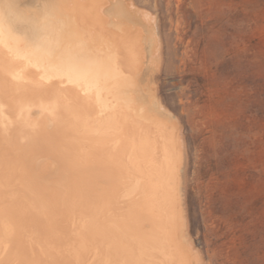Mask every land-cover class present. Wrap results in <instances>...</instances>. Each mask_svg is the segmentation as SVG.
Segmentation results:
<instances>
[{"label": "rangeland", "instance_id": "374dc122", "mask_svg": "<svg viewBox=\"0 0 264 264\" xmlns=\"http://www.w3.org/2000/svg\"><path fill=\"white\" fill-rule=\"evenodd\" d=\"M3 2L8 3L2 6L4 14L17 27L38 28L40 24L58 19L73 20L86 44L93 46L96 40L102 39L113 51L118 48V60L127 73L136 77V95L151 107L148 109L150 115L159 117L169 126L166 129L169 135L173 123L178 128L183 150L180 194L185 229H181L179 221L177 228L174 218L172 222L176 223L175 226L172 222L165 226L162 236L164 247L161 249L168 254L171 263L264 264V0ZM97 48H93L94 55H106L104 50ZM6 76L2 77L7 82H13ZM33 80L39 82L40 79L35 77ZM57 81L53 78L49 80L53 92L46 97L68 99L75 107L74 111L68 112L66 119L67 138L72 136L75 142L84 144V151L89 153L97 152L96 148L102 141L112 149L115 163L123 162L126 152L122 133L106 134L105 137L96 131L89 132L91 125L99 121V117L92 113L95 111L91 106L93 94L80 90L72 83L57 84ZM61 87H66L68 92H60ZM138 104L145 106L140 99ZM37 111L36 107H32V118H40ZM48 124L53 131L51 118H48ZM0 153L2 155V150ZM6 154L14 162L0 161V181L9 193L14 194L9 199L16 201L17 197L11 191L16 192L21 182H28V175L20 163H15L17 159L11 151L3 153ZM49 159L54 162L53 158ZM119 163H113L108 171L124 170ZM78 164L83 170L89 168L83 160H79ZM36 167L50 183H57L53 181L56 175L49 164H36ZM60 167V171L66 173L71 171L72 166L66 161ZM22 171L25 174L22 175ZM106 180L103 176L95 179V183L105 184ZM117 195L116 192L113 202L108 203L99 214L106 220L103 225L111 226L123 218L125 212L118 204ZM2 196L1 193L0 198ZM22 199L19 202L24 204L20 210L22 212L24 208L23 213L26 212V217L32 219L30 215H33L34 209L26 206V198ZM2 202L4 209H0V230L5 236H0L3 241L0 239V243L2 245L6 241L9 248L5 244L2 245L3 251L0 248V264L6 259L10 260L7 264H16V256L21 255L20 259L24 256L19 249L13 252L16 241L13 247L10 245L14 228L11 216L5 213L9 200L3 197ZM82 210L78 208L73 214L78 218L84 217L85 210ZM71 216L69 213L68 219H63L71 227L70 233L65 235L72 237L70 243L65 242L63 246L70 253L75 252L76 256L80 254L81 258V251L95 256L94 246H100V243L87 228L90 219L86 217L84 221L77 222L79 226L74 232L72 226L75 220ZM102 220L97 219L96 224L100 226ZM169 238L173 241L170 242ZM9 239L11 241L7 244ZM24 245L27 256L40 260L45 258H41L45 254L41 244L36 246L26 241ZM49 247L54 246L51 244ZM99 256L98 264L126 263L122 255L111 258L102 251Z\"/></svg>", "mask_w": 264, "mask_h": 264}, {"label": "bare ground", "instance_id": "6f19581e", "mask_svg": "<svg viewBox=\"0 0 264 264\" xmlns=\"http://www.w3.org/2000/svg\"><path fill=\"white\" fill-rule=\"evenodd\" d=\"M5 4L8 3L0 0V147L4 146L0 149L3 153L11 151L14 154L17 159L15 163H20L27 172L28 182H21L16 192L10 190L15 193L17 202L9 199L14 194L9 193L1 181L0 190L3 191H0V195L2 193V198L9 200L5 213L11 216L14 228L12 239L10 238L13 242L10 243L9 239L7 244L10 243L13 247L16 241L13 252H18L19 249L24 256L21 259V255L16 256L20 260L18 264H98L102 251L111 258L122 255L126 260L125 264H172L168 254L162 250L163 231L173 218L174 221H179L181 229H185L180 194L183 150L178 128L173 123L172 133L169 135L166 131L169 126L159 117L150 115L148 109L151 107L146 106L142 97L136 95V77L127 73L118 60V48L113 51L102 39L96 40L93 46L86 44L73 20L58 19L49 24H40L38 28L17 27L4 14L6 12L2 6ZM92 47L104 50L106 55H94ZM4 74L13 80V85L12 81L7 82L2 77ZM35 77L40 79L39 82H34ZM52 78L58 79L57 84L72 83L80 90L93 94L90 105L94 107L95 111L92 113L99 117V121L98 125H91L89 132L96 131L105 137L106 134H123L126 158L123 162L116 163L121 164L124 170L108 171L110 169L107 168L116 163L112 159V149L104 142H100L97 152L89 153L84 151V144L75 142L72 136L67 138L66 119L68 112L75 107L68 99L46 97L53 92L52 83L49 82ZM66 87H61L60 92H64ZM139 99L145 106L138 104ZM32 107L38 109L40 118L31 117ZM48 118L53 122V131ZM76 124L78 127V123ZM3 153H0V161L14 162ZM79 160L86 162L90 169L83 170L78 164ZM66 161L72 167L70 172L64 173L60 171V166ZM41 163L43 166L50 165L56 175L53 181L57 183H50V180L38 172L36 164ZM103 176L107 179L105 184L95 183V179ZM116 192L118 204L125 213L122 214L123 218L111 226L103 225L106 220L99 214L108 203L113 202ZM2 198L1 210L4 209ZM22 198L27 199V207L30 205L34 209L33 215H30L32 219L26 217V212L23 213L24 208L22 212L20 210L24 204L19 202ZM78 208L85 210L84 217L78 218L73 214ZM69 213L75 220L72 226L74 232L79 226L77 222L84 221L86 217L90 219L87 228L92 235L98 237L100 243V246H94L95 256L81 251V258L80 254L76 256L75 252L70 253L63 246L72 239L71 236L67 237L71 231L70 224L63 220L68 219ZM97 219H104L100 226L96 224ZM172 223L175 226L176 223ZM173 224L170 225L171 228ZM176 226L178 228V222ZM0 231V236H5L4 231ZM26 241L36 246L41 244L45 256L41 252L40 255L41 258L45 257L44 261L27 256L24 245ZM5 243L6 241L2 245ZM51 244L54 247L50 249ZM1 250L3 251V247ZM84 254L86 257L88 255L87 259ZM9 261L6 259V263L2 264L10 263Z\"/></svg>", "mask_w": 264, "mask_h": 264}]
</instances>
